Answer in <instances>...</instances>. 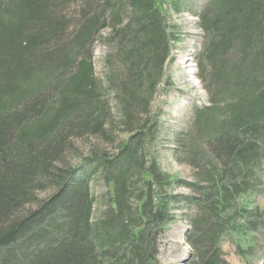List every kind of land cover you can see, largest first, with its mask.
<instances>
[{
    "label": "trees",
    "instance_id": "trees-1",
    "mask_svg": "<svg viewBox=\"0 0 264 264\" xmlns=\"http://www.w3.org/2000/svg\"><path fill=\"white\" fill-rule=\"evenodd\" d=\"M188 2L0 0V264H159V236L183 209L190 264H230L224 236L244 256L253 248L241 245L264 223L245 199L264 180V0ZM187 6L203 32L195 60L209 100L182 145L193 181L162 169L149 114L179 41L171 14ZM104 28L114 53L98 78ZM107 122L125 136L116 152ZM79 137L99 142L82 165L71 157ZM96 172L112 187L97 218Z\"/></svg>",
    "mask_w": 264,
    "mask_h": 264
},
{
    "label": "rangeland",
    "instance_id": "rangeland-1",
    "mask_svg": "<svg viewBox=\"0 0 264 264\" xmlns=\"http://www.w3.org/2000/svg\"><path fill=\"white\" fill-rule=\"evenodd\" d=\"M204 0H189L190 6L201 5ZM190 6L182 9L178 13L171 14V23L177 26L179 31V41L172 47V60L168 63L166 76L163 83L157 88L149 114L155 119L157 127L154 128L153 151L158 157L162 169L184 181H193L195 170L189 162V158L184 155L183 143L190 137L192 121L196 111L209 105L208 94L198 77L196 64V54L200 50L203 32L199 26L198 15L192 11ZM109 34V28H104L99 38L94 43V65L98 78H104L110 63L108 58L107 41L102 37ZM111 53H114L112 47ZM107 55V56H106ZM111 64H116L115 60ZM103 97L111 99V117L114 121H119V115L115 109L114 98L103 93ZM109 125L111 127H109ZM107 129H111L114 144L112 150L116 152L118 144L124 139L119 125H111L107 122ZM90 142V143H89ZM98 139L89 141L84 137L75 139L76 152L71 156L75 158V163L82 165L81 157H85L88 148L92 144L98 145ZM100 145L108 148L104 142ZM183 145V146H182ZM94 146V145H92ZM79 155L81 157H79ZM80 159H79V158ZM264 165V164H263ZM260 186L256 192L247 196L249 207H254L256 203L264 208V180L259 182ZM91 193L95 197V217L104 215L108 207V196L111 186L107 185L100 172H96L90 179ZM176 191L182 195L190 194L185 185H178ZM185 209L176 211V219L172 221L167 230L159 236V252L157 260L159 264H190L192 259V246L189 242V232L191 224L186 216ZM224 257L230 264H264V223L260 224L259 230L244 235L241 248L248 249L252 246L247 256L239 250L232 235L224 236L221 239Z\"/></svg>",
    "mask_w": 264,
    "mask_h": 264
}]
</instances>
